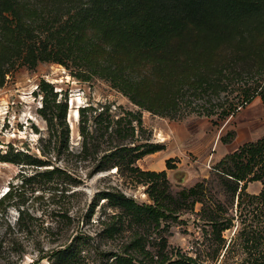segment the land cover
<instances>
[{
    "label": "rangeland",
    "instance_id": "1",
    "mask_svg": "<svg viewBox=\"0 0 264 264\" xmlns=\"http://www.w3.org/2000/svg\"><path fill=\"white\" fill-rule=\"evenodd\" d=\"M28 2L36 12L44 11L54 18L51 23L59 26L65 21L70 24L76 0H57V4L54 0ZM249 32L228 40V46L249 52L247 58L234 61L222 74L217 70L219 60L206 55L196 66L176 71L173 79L163 78L165 73L154 67L151 58L141 56L140 52L137 57L133 46L111 51V46L102 41L101 48L91 50L85 37L74 41L62 62L44 60L31 66L17 58L8 67L0 85V154L12 147L46 162L35 165L0 160V195L13 186V199L27 207L33 217L29 231L17 230L25 245L24 262L55 261L49 252L57 241L52 231H56L59 212L66 206L73 220L67 236L62 232L59 240L67 243L74 236L79 242L77 262L66 264H119L113 259L115 255H129L134 264H166L180 254L200 264H235L246 256L244 247L235 246L224 260L222 245L237 233L241 219L250 222L252 217L248 209L255 202L246 198L238 207L237 191L243 187L249 193H257L262 184L258 179L241 180L233 196L221 184L216 167L223 156L264 134V71L255 69L258 55L264 51L260 48L264 44V20ZM87 35L91 36V32ZM109 64L123 69L129 77L136 74L152 78L159 73L154 88L162 96L164 112L140 106L115 87L104 70ZM184 75L196 80L218 78L223 87L216 94L200 90L201 95L196 97L188 93ZM41 80L47 83L43 91L38 90ZM43 98L48 107L50 103L66 102L65 123L57 121L48 108L44 115ZM74 110L78 111L76 120L72 116ZM46 112L52 117L49 123ZM124 114L133 124L131 135L126 137L114 133V120ZM138 143H159L162 148L134 159L129 155L131 151L120 157L118 166L92 171L103 153L119 148L120 144ZM142 148L146 145L137 151ZM133 167L165 170L166 177H157L158 184L139 175ZM45 168L56 170L47 177H33ZM197 181L204 188L200 194L202 201L187 199L167 218L144 215L135 221L113 201L102 197V192L121 191L139 204H153L151 192L170 193L174 197ZM202 203L214 208L219 204L227 211L222 209V215H232L233 225L220 232L224 240L212 238V227L200 213ZM16 215L17 210L11 207V221ZM250 250L255 252L256 248Z\"/></svg>",
    "mask_w": 264,
    "mask_h": 264
},
{
    "label": "trees",
    "instance_id": "2",
    "mask_svg": "<svg viewBox=\"0 0 264 264\" xmlns=\"http://www.w3.org/2000/svg\"><path fill=\"white\" fill-rule=\"evenodd\" d=\"M55 1L57 0H54V3ZM74 8V15L70 16V24L67 25L65 21L62 25L54 26L51 23L54 18L44 11L41 14L36 12L28 0H0V85L4 82L8 67L13 65L17 58H21V61L31 66L44 60L62 62L63 57L67 56L70 48L73 47L74 41L84 37L88 38L91 50L101 48L100 42L102 41L111 46V51L127 46L131 49L133 46L138 54L137 57L140 52L141 56L151 58L154 67L165 73L163 78L173 79L176 71H183L192 65L196 66L206 58V55L219 60L217 70L222 74L234 61L247 58L246 55L249 52L248 49H241V51L233 45L228 46L227 43L231 36L235 35L238 38L245 31L250 34L249 31L264 20V0H83V2L76 0ZM56 11L55 13H59ZM90 32L91 36H88ZM207 42L211 44L208 45ZM260 48L263 50L264 44ZM263 56L264 51L262 55H258L256 60V72L264 71ZM105 67L104 70L108 72L106 76L109 77L111 83L126 93L131 100L155 111L161 112L165 109L162 105V96L154 88L160 78L159 73L154 74L152 78L136 74L134 77H129L115 64L105 65ZM184 76L188 85V93L196 97L201 95L200 90L204 93L216 94L218 89L223 87L218 78L196 80ZM45 85L47 83L41 80L38 83V90L43 91ZM44 96L45 94L42 97ZM44 98L41 110L44 112L48 108L57 121L65 123L66 102L50 103L48 107ZM84 107L81 111L85 109ZM169 110L170 108L166 109V111ZM127 113L131 114L130 111ZM46 117L49 123L52 117L48 116L47 112ZM80 120L83 122L84 118ZM131 121L127 114L117 117L114 120L116 124L114 133L125 137L129 133L131 135L133 131ZM136 122H140L139 115H136ZM107 126L108 123L105 124V127ZM80 131L84 136L82 149L85 150L86 139L82 123ZM62 132L66 133V131ZM120 145L119 148L116 147L112 151L103 153L92 171L118 166L120 157L123 158L131 151L129 155L131 159H134L144 153L162 148V144L159 143ZM141 145L142 147L146 145V148L137 151ZM122 151L123 154L120 153ZM0 160L35 165L46 164L42 158L31 156L26 151L12 147L0 154ZM217 165L221 184L225 185L233 196L241 180L258 179L262 184L257 193H249L243 187L237 191L236 204L238 207L246 198L250 202H255L248 209L252 217L250 222H245L246 218L240 220L236 226L238 227L237 233L223 243L221 256L225 260L235 246H242L246 256L235 264H264V134L255 140L244 142L237 149L223 156ZM54 170L56 169L45 168L34 173L33 177H47ZM132 170L156 183H158L157 177H162V179L166 177L165 170H141L138 167H133ZM249 172L252 174L248 178ZM203 190L202 182L197 181L188 188L179 190L177 197L165 192L161 195L151 192L153 204H139L121 191L102 192V197H107L108 200L113 201L114 205L119 206L121 211L131 215L135 221H140L144 215L157 219L167 218L179 208L180 203L187 199H191V202L202 201L200 194ZM14 195L13 186H9L0 195V264H34L36 263L34 259L28 262L23 261L25 245L17 234V230L29 231L33 217L27 207L19 205V202L13 199ZM91 206H93L92 203ZM11 207L17 210L13 221L8 216ZM222 209L227 213L225 208L219 207V204L214 208L207 203H202L200 209L201 216L212 227V238L217 241L224 240L220 233L221 230L233 225L232 215H222ZM72 220L73 218L68 214V207H63L59 212L60 223L56 224V231H52L56 234L53 238L57 239L56 244L51 249L49 248V252L55 259L52 264L77 262L79 242L75 241L76 237L73 236L67 243L59 240L62 232L67 236ZM47 229L51 231L49 226ZM251 247H255L256 251H251ZM43 256L44 254L41 255ZM50 256L51 254H48V257ZM113 259L119 264H134L129 255L126 257L115 255ZM166 264L200 263H195L190 256L180 254L178 258L168 260Z\"/></svg>",
    "mask_w": 264,
    "mask_h": 264
},
{
    "label": "bare ground",
    "instance_id": "3",
    "mask_svg": "<svg viewBox=\"0 0 264 264\" xmlns=\"http://www.w3.org/2000/svg\"><path fill=\"white\" fill-rule=\"evenodd\" d=\"M71 107H73V104L71 105ZM77 115H78V111H77V110H74V111L72 112V116L74 117V120H76Z\"/></svg>",
    "mask_w": 264,
    "mask_h": 264
}]
</instances>
